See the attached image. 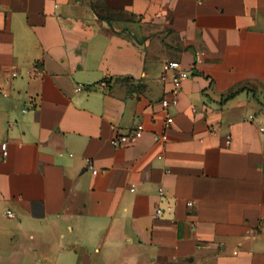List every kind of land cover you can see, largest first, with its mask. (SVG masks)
Masks as SVG:
<instances>
[{"label":"crops","instance_id":"crops-1","mask_svg":"<svg viewBox=\"0 0 264 264\" xmlns=\"http://www.w3.org/2000/svg\"><path fill=\"white\" fill-rule=\"evenodd\" d=\"M0 90V264H264V0H0Z\"/></svg>","mask_w":264,"mask_h":264},{"label":"built area","instance_id":"built-area-1","mask_svg":"<svg viewBox=\"0 0 264 264\" xmlns=\"http://www.w3.org/2000/svg\"><path fill=\"white\" fill-rule=\"evenodd\" d=\"M190 72L184 68L181 62L178 61H169L165 65V70L162 74V79L165 82H168L171 87L169 93L163 97L161 103L163 106V111L165 112V122L166 126H169L174 121V116L170 112V108L173 106H176L179 102V96L181 94L183 83L190 77ZM106 83L103 82L102 86H105ZM88 87L78 85L75 88V91L80 92L83 90H87ZM1 91V90H0ZM146 131L145 125L143 123H138L133 129L118 133L113 138V145L114 146H120L122 144L128 143V142H136L140 138L143 137L144 133ZM157 140H164L166 138V134H156ZM227 142L230 143V138L227 139ZM6 152H4V155ZM98 170L94 169V174H97ZM161 194L164 192L161 188L160 190ZM192 204V203H190ZM170 209V208H169ZM164 213V209L162 207H158L156 211L157 216H161ZM8 215L12 216V212L8 211Z\"/></svg>","mask_w":264,"mask_h":264}]
</instances>
